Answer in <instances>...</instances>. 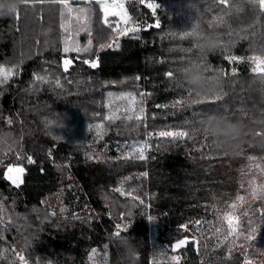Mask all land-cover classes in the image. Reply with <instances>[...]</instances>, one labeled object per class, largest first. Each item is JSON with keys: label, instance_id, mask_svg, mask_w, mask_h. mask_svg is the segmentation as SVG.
Wrapping results in <instances>:
<instances>
[{"label": "trees", "instance_id": "16d2710c", "mask_svg": "<svg viewBox=\"0 0 264 264\" xmlns=\"http://www.w3.org/2000/svg\"><path fill=\"white\" fill-rule=\"evenodd\" d=\"M87 1L69 0L81 18L77 25L51 0L21 4L19 19L0 15V68L13 72L0 83V264H105V256L107 264H120L112 239L117 225L126 226L121 236L134 237L138 264H151L153 247L185 238L192 241L178 253L180 260L158 264H264V199L251 195L264 188V76L250 59L264 58V13L249 0H150L160 5L155 13L132 1L126 3L128 25L113 16L109 28L100 4ZM156 22L159 27L128 34L118 47H103L119 34L116 25ZM194 22L215 33L220 47L201 52L193 37L182 39ZM68 37L89 50L65 54ZM64 59L73 61L68 72ZM94 59L96 68L84 63ZM192 62L208 68V75L227 74L222 99L189 96L178 69ZM128 94L136 104L127 114L142 107L140 121L124 119L128 101L121 97ZM202 110L241 122L234 153L194 131ZM112 112L120 118L109 121ZM167 130L188 131L189 138H162L136 164L119 159L120 143ZM100 131L106 135L94 144ZM95 147L106 152V161L92 160ZM10 166L24 168L21 188L5 178ZM65 184L69 219L45 201ZM120 186L123 195L115 191ZM238 196L245 198L239 237L227 239L221 222ZM149 217L160 221L156 235Z\"/></svg>", "mask_w": 264, "mask_h": 264}, {"label": "snow or ice", "instance_id": "6c2138e0", "mask_svg": "<svg viewBox=\"0 0 264 264\" xmlns=\"http://www.w3.org/2000/svg\"><path fill=\"white\" fill-rule=\"evenodd\" d=\"M37 2L39 3H44L45 0H37ZM52 3H58L60 5L63 6V9L64 11L61 12V15L63 16L64 15V12L66 11L69 15H71L73 9L71 8V5H70V2L69 0H51ZM89 2H92V0H89ZM94 2L100 4L101 8L103 9V13H104V20H103V23L105 25H107L109 28H113L114 26L112 24L109 23L107 17L109 15H119L120 17V20L125 24V25H128L129 21L131 20V17H129L127 15L126 12L123 11V5H109L107 3H102L101 0H94ZM228 2V0H219V3L220 4H223V5H226ZM141 3H145V0H141ZM249 3L253 6V8H257L258 7V10L261 12V13H264V0H249ZM22 4L25 6V7H30L32 6L30 3H29V0H22ZM160 5L159 4H155V3H152V2H147L146 3V7L151 9L153 11V13H155L156 9L159 7ZM112 7H119L121 9V11L119 13H116V12H111L110 11V8ZM77 11H79L80 13H85V10L84 9H78ZM10 16H12L13 18L15 19H19V10L16 9L14 12H12L10 14ZM222 19V18H221ZM77 20H79V17H77ZM62 27H64L65 31L67 32L68 29L66 26L62 25ZM151 27V26H150ZM155 27H159V23H157L155 25ZM211 27V25H210ZM116 28L119 32L120 35H126L128 32H137L139 31V28L138 27H119V25H116ZM185 36H191L193 37L194 39L196 38L197 36V33L195 32V29H193L192 32L190 33H184L181 38L183 39ZM91 43V41H89V44ZM116 47H118V44L116 45ZM89 49L85 48V49H81L79 48L72 40L70 37L66 38L65 41H64V47H63V52L65 54L69 53V52H72V51H75L76 53H80L81 51H88ZM231 60H237L239 58L237 57H231L230 58ZM252 60V62L256 65V67L253 69L254 72H258L261 76H264V58H261L259 56H254V57H251L250 58ZM73 63L72 60L70 59H64L63 61V69L65 72H68L69 70V66ZM85 64H89L90 67L92 68H96L98 65L96 62L94 61H87L85 60L84 61ZM206 72L209 71L208 68H204ZM13 74L12 70H5L3 68H0V77H2V79H0V83H3L5 82L11 75ZM219 75L221 76H226L227 74L224 73V72H219L218 73ZM174 75L173 72L169 71L166 73V76L169 77V78H172ZM232 75H235V73L233 72ZM37 80H43L44 77H41V76H37L36 77ZM56 85L57 87H61L62 85L60 84L59 80H57L56 82ZM188 94L189 96L192 95V91L190 89H188ZM112 94L109 93V96H111ZM222 93H219V94H216L211 102H214L215 100H219V99H222ZM197 96H199V94H197ZM122 99H126L128 101V107H126L125 109V112H126V115L124 117V119L128 120V121H131L133 119H135L136 121H140L142 120V113L144 111V109L141 107L139 109V113L135 114L134 116L132 114H127V113H134L135 112V109H134V105L136 104V99L135 97L131 96V94H128L127 96L125 97H121ZM201 102H205L204 99H201V100H192L191 103H201ZM177 104L180 103V101H177L176 102ZM175 106V105H174ZM205 114H207V112L205 111H201L200 115L203 117ZM120 117L116 115L115 112H112L108 117L107 119L109 121H115L117 119H119ZM9 123H11V121H9ZM102 127V126H101ZM153 134L152 133H149V136H152ZM155 135H158L159 137H163V138H171L172 140H176V139H184V138H189V132L188 131H185V130H180V131H172V130H167V131H159L158 133H156ZM205 139H207V136H205ZM146 147H150V145H148L147 143L145 144H142L140 145L139 147H136L134 146V151L136 153V156L135 158L137 159H146L145 155H144V149ZM29 162H32L31 159L29 158ZM13 171L17 172V173H22L23 172V169L21 168H16V169H13V168H9L8 169V173H12ZM8 179H10L12 181L13 184H16V186L18 187L19 186V177H15L13 178L11 175L8 176ZM254 183V182H253ZM115 191L117 192H121V194L123 195V191L122 189H115ZM251 195L253 196V198H256L257 196H259L260 199H264V188L262 189H256V188H253L252 190V193ZM245 198L243 196H238L237 197V200L238 201H243ZM142 202V201H141ZM230 207H232L233 209L236 207V204H232ZM149 219L151 220V217H149ZM223 219L227 222V225H228V230H229V234L232 235V234H235L237 236V238L239 237V233L237 232V225L234 224V221H233V218L228 215V214H225V216L223 217ZM238 220V218H236ZM185 229H187V225H184L183 226ZM126 226L125 228H121L120 225H117L116 226V231L114 232V236H121V232L122 231H126ZM256 229L253 228L252 229V232L255 233ZM246 239H250V238H254V237H245ZM187 243L186 240H179L176 244H175V248H180L181 246L185 245ZM93 254L95 255L96 253V250L93 249ZM19 259L21 261H24V257L23 256H20ZM91 259V257H90ZM105 259V264H107V256L104 257ZM24 264H27V262L25 261ZM246 264H251L250 261H247Z\"/></svg>", "mask_w": 264, "mask_h": 264}, {"label": "clouds", "instance_id": "9594fccd", "mask_svg": "<svg viewBox=\"0 0 264 264\" xmlns=\"http://www.w3.org/2000/svg\"><path fill=\"white\" fill-rule=\"evenodd\" d=\"M21 4L22 0H0V15H10ZM192 28L197 33L195 40L201 52H211L220 47L219 38L215 33H205L196 27L195 22ZM178 71L184 84L196 94L211 96L223 90V77L218 73L208 75L200 63H189ZM261 82L264 83V78H261ZM194 131L207 136L218 150L231 154L238 147L244 129L240 121L231 119L223 112L215 111L205 114ZM112 239L120 251V264H138L134 237L115 236Z\"/></svg>", "mask_w": 264, "mask_h": 264}, {"label": "rangeland", "instance_id": "374dc122", "mask_svg": "<svg viewBox=\"0 0 264 264\" xmlns=\"http://www.w3.org/2000/svg\"><path fill=\"white\" fill-rule=\"evenodd\" d=\"M132 1L141 2V0H104L101 2L107 3L109 5H123V11L127 13L126 3L132 2ZM87 2H89V0ZM147 2H152V1L145 0V3H141L142 6H146ZM89 3H91V2H89ZM152 3H154V2H152ZM159 8H160V6L156 9V11L159 10ZM149 10L152 11L151 9H149ZM110 11L119 13L121 11V9L119 7H112V8H110ZM113 16H117L120 20L119 15H109L107 17V19L110 17H113ZM77 17H79V20H77ZM71 19L73 20L72 25L80 24L81 18H80V15L78 14V12L72 11ZM120 22H121V20H120ZM157 23H159V22H156L155 25ZM155 25L141 24L137 27L139 28V31H140V30H149L152 26H155ZM129 27H136V26L135 25H129ZM82 33H85V32L80 31L78 36ZM131 33H134V32H128L126 35H120V34L116 33L111 37V39L109 37V39L107 40V43H105L106 45L103 47H107V46L112 47V46L118 44L124 37H126L128 34H131ZM100 50H102V49H100ZM91 61L96 62L98 65V62L96 59L91 60ZM72 64L69 66V68L72 66ZM87 65L90 66L89 64H87ZM123 129H125L124 125L119 127L117 131L120 133ZM155 134L156 133H153L152 136H149L148 132L147 133L144 132V135L143 136L141 135V140L136 139L137 137H135L134 141H127V142L120 143L119 150H118L119 151V159L127 161L131 164H136L138 161L139 162L145 161L149 157V153L151 152V150H154V148L159 147V144L161 143L160 140H162V138H163V137H159L158 135H155ZM105 135H106L105 131H100L98 134V137H97V141H95L94 144H97L98 141L103 140ZM138 136H140V135H138ZM127 139H131V138H127ZM145 143L150 145V147H146L144 149V155H145L146 159L141 160V159L135 158L136 153L134 151V146L139 147L140 145L145 144ZM90 156H91L92 160L95 162H103V161H106L108 159L106 156V152L104 150H98L97 147H95V149L91 152ZM10 167L13 169L21 168V169H23V172L17 173L15 171H13L12 173H8V169ZM10 167H8L7 170L5 171V178L13 186L17 187L16 184H13L12 181L10 179H8V176L11 175L13 178L18 176L19 177V186L17 188H21V186L23 185L24 174H25L24 168L20 167V166H10ZM68 189H69V186L67 184H65L63 186L62 190L57 191V193H55L52 196H49L48 199L45 200L46 203L52 207L53 211L57 215H60L66 219H69L72 216V214L70 213L71 209L68 207V205H66V200H65V196H64V192L67 191ZM119 189H122V187L120 186ZM123 194H125L124 191H123ZM232 204H236V207L234 209L232 207H230ZM244 204H245V200H243L241 202V201H238L236 198L229 205V210H226L224 213V214L230 215L233 218L234 224L237 225V231H238V224H239V215H240V213L244 207ZM236 218H238V220ZM149 222L151 224L152 234L156 235L157 231L159 230V227H160V221L158 219L151 218V220H149ZM221 224L225 225L226 228H228L227 222L225 220H223L221 222ZM222 231L225 232V228L224 229L222 228ZM154 235H152L153 236L152 237L153 244L155 243V238H156V236H154ZM233 235L234 234H232V235L229 234V230L225 233V236L227 239L232 238ZM183 240H186L187 243L185 245L181 246L180 248H175L176 243L170 244L169 246H164V247L159 246V245H157V247H153L154 260L151 261V264L167 263V262L168 263H174L177 260H180L181 257L179 258L178 253L182 249H184L185 246H187V244L189 242L192 241V239H189V238H185ZM93 256L95 258L99 257V255L97 253H95V255L93 254ZM252 264H259V263H252Z\"/></svg>", "mask_w": 264, "mask_h": 264}]
</instances>
